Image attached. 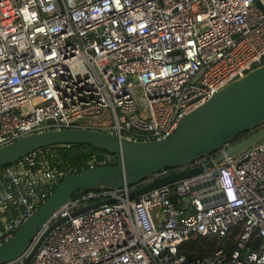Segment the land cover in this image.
<instances>
[{
	"label": "built area",
	"instance_id": "1",
	"mask_svg": "<svg viewBox=\"0 0 264 264\" xmlns=\"http://www.w3.org/2000/svg\"><path fill=\"white\" fill-rule=\"evenodd\" d=\"M262 66L264 0H0V148L48 130L167 139L186 115ZM227 149L141 185L214 163ZM41 154L0 168V245L64 178L99 166L93 158L60 168ZM135 189L76 194L43 226L34 244L68 218L29 264H264V140L132 200ZM108 199L115 203L71 217ZM199 238L235 248L181 254ZM32 248L8 264H23Z\"/></svg>",
	"mask_w": 264,
	"mask_h": 264
},
{
	"label": "water",
	"instance_id": "2",
	"mask_svg": "<svg viewBox=\"0 0 264 264\" xmlns=\"http://www.w3.org/2000/svg\"><path fill=\"white\" fill-rule=\"evenodd\" d=\"M263 140L264 66L216 92L208 102L186 115L167 139L130 141L99 131L78 129L28 134L0 148V168L12 166L41 150L65 146H85L94 150L99 166L64 178L17 233L0 245V264L21 258L33 246L23 262L29 264L47 235L68 218L53 223L34 244L43 226L78 193L136 187L128 196L135 200L159 188L203 175L226 158H234ZM227 146L225 155H219L214 163L141 185L155 173L187 166ZM200 186L194 183L192 191L199 190ZM113 203V199L93 203L77 209L71 217Z\"/></svg>",
	"mask_w": 264,
	"mask_h": 264
},
{
	"label": "trees",
	"instance_id": "3",
	"mask_svg": "<svg viewBox=\"0 0 264 264\" xmlns=\"http://www.w3.org/2000/svg\"><path fill=\"white\" fill-rule=\"evenodd\" d=\"M50 150L54 153L48 154ZM40 152L42 154L45 153L42 159L48 161L49 164H58L60 168H74L93 160L95 151L85 146H65L44 149ZM221 248L233 250L235 248L234 241L219 242L218 240L209 241L199 238L183 246L181 248V254L190 259H203L209 257L214 251Z\"/></svg>",
	"mask_w": 264,
	"mask_h": 264
},
{
	"label": "rangeland",
	"instance_id": "4",
	"mask_svg": "<svg viewBox=\"0 0 264 264\" xmlns=\"http://www.w3.org/2000/svg\"><path fill=\"white\" fill-rule=\"evenodd\" d=\"M54 152L52 150H50V152H48V154H53ZM45 154V153H44ZM44 154H41L44 156Z\"/></svg>",
	"mask_w": 264,
	"mask_h": 264
}]
</instances>
